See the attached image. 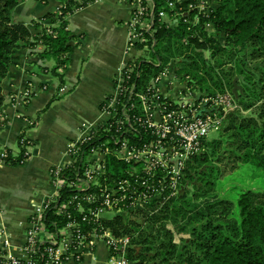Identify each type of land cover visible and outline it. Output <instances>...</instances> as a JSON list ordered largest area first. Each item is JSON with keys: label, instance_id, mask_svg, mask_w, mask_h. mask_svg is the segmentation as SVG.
I'll list each match as a JSON object with an SVG mask.
<instances>
[{"label": "trees", "instance_id": "16d2710c", "mask_svg": "<svg viewBox=\"0 0 264 264\" xmlns=\"http://www.w3.org/2000/svg\"><path fill=\"white\" fill-rule=\"evenodd\" d=\"M24 1L0 0V108L3 82L21 49L43 47L41 56L55 62L52 74L64 84L60 70L68 67L78 45V38L69 30L68 17L101 0H55L59 9L41 19L48 22L45 26L14 21V11ZM152 1L154 35H146L147 44H138L143 54L135 60L129 87L135 84L138 93L145 91L152 79L175 63L197 100L225 93L238 77L244 86L237 102L245 110L262 105L258 116L238 111L228 116L219 138L206 141L204 151L188 164L178 198L131 213L130 218L119 214L105 219L103 225L117 236H133L131 264H264V196L241 190L235 205L217 197L218 183L239 166L252 168L264 178V0H215L209 15H199L196 20L197 13L191 12L174 26L167 25L159 14L165 11L172 15L168 3L175 0ZM197 1L185 0L178 8L187 11L188 5ZM208 25L214 27L213 34L207 31ZM41 27L34 35L31 29ZM28 144L32 145L22 136L19 156L7 149L4 164H20ZM108 161L109 170L101 184L110 187L123 166L112 157ZM72 174L66 173L69 177ZM72 196L71 190L63 194L68 200ZM234 207L237 217L226 221V213L233 214ZM72 213L82 223L79 213ZM48 221L51 230L67 223L53 210ZM84 229L89 226L84 225Z\"/></svg>", "mask_w": 264, "mask_h": 264}, {"label": "built area", "instance_id": "2783aa9c", "mask_svg": "<svg viewBox=\"0 0 264 264\" xmlns=\"http://www.w3.org/2000/svg\"><path fill=\"white\" fill-rule=\"evenodd\" d=\"M184 1L169 2L173 14L162 11L160 19L174 26L191 12L197 13L198 20L212 9L198 0L185 11L178 8ZM131 4L128 62L119 70L115 94L102 104L100 122L82 124L79 138L68 143V164L52 169V194L35 206L19 255L12 253L11 236L0 228V264H82L100 241L109 251L105 264H131L133 236H117L103 221L119 214L130 218L131 213L178 198L188 164L204 151L209 135L219 132L226 116L236 108L227 91L197 100L182 76L187 84L177 98L164 95L161 86L170 81L169 67L152 79L145 91L138 93L135 84L129 87L139 58L135 53L142 52L138 44L149 42L146 35L153 37L155 19L152 0H131ZM64 93L66 89L61 88L60 94ZM23 97L27 102L32 92L26 91ZM7 157V150L0 151V166ZM29 157L27 150L21 163ZM109 157L123 166L110 187L101 184L109 170ZM67 172H73L72 176ZM67 190L73 192L70 200L63 198ZM52 210L67 219L64 226H53V230L48 221ZM72 210L79 213L82 223Z\"/></svg>", "mask_w": 264, "mask_h": 264}, {"label": "crops", "instance_id": "0c3cea01", "mask_svg": "<svg viewBox=\"0 0 264 264\" xmlns=\"http://www.w3.org/2000/svg\"><path fill=\"white\" fill-rule=\"evenodd\" d=\"M105 1L68 17L69 30L78 38V45L70 55L68 67L60 70L63 85L52 74L55 62L52 60V65L50 59L41 56L44 51L41 46L17 51L3 82L0 151L10 149L17 157L22 136L32 143L26 149L30 157L23 164L0 166V228L11 236L14 255H19V248L25 243L27 224L35 206L52 194V169L68 164L67 145L79 138L82 124L100 122L101 106L115 94L119 70L128 62L131 0ZM59 5L55 0H25L15 9L13 19L27 26L33 21L45 26L48 22L41 19L56 13ZM41 29L31 30L37 35ZM207 31L215 32L212 25L207 26ZM135 54L140 57L143 52ZM169 69L170 81L161 89L164 95L176 99L187 83L182 81L175 63ZM61 88L66 93L60 94ZM26 91L32 92L27 102L23 97ZM108 257L109 251L100 241L94 254L82 264L89 259L105 264Z\"/></svg>", "mask_w": 264, "mask_h": 264}, {"label": "rangeland", "instance_id": "374dc122", "mask_svg": "<svg viewBox=\"0 0 264 264\" xmlns=\"http://www.w3.org/2000/svg\"><path fill=\"white\" fill-rule=\"evenodd\" d=\"M108 1L110 2V1H115V0H106L105 2L108 3ZM203 1L208 6H210L212 8L215 7V5H216L215 0H203ZM113 32L117 33L118 31L116 29H113ZM221 42L223 43L224 41L221 39ZM253 63L258 64V63H260V61H254ZM53 64H54V62L52 61V65ZM258 75H259V73H258ZM236 78H238V77H236ZM235 79L233 80L232 89L230 87H227V92L230 93L234 97V100L236 99V97L233 94ZM237 84L240 88L238 90L239 97H240V95L243 94L244 82H243V80L240 81V79L238 78ZM238 99H236V101H235L236 108L234 110H232L231 112H229V114L226 116L224 123L222 125V128L226 126L228 116L234 111H238L242 115H245L248 117L259 115L258 111H259L260 105H262V102L259 103V105L255 106L254 108H250L248 110H245L244 107L242 105H240L239 102H237ZM219 136H220V132L219 133L218 132L212 133L211 135H209V139L219 138ZM191 189H193V188H191ZM241 190L242 191L243 190L244 191H252L255 193L262 194L264 196V178L261 176V173H257L256 171L252 170V168H249L246 166H239L233 172H228L225 175V177L223 179H221V181L218 183L217 197L219 200L228 201V202L232 203L233 205H235L237 202V193ZM190 191H192V190H190ZM190 196H191V194H189V197ZM235 210L236 209L234 207L233 214H231V215L226 213V221L237 217ZM169 227L172 228L170 225H169ZM179 237L180 236H178V238ZM85 264H96V263L93 260L89 259Z\"/></svg>", "mask_w": 264, "mask_h": 264}, {"label": "water", "instance_id": "95a60500", "mask_svg": "<svg viewBox=\"0 0 264 264\" xmlns=\"http://www.w3.org/2000/svg\"><path fill=\"white\" fill-rule=\"evenodd\" d=\"M237 82H238V78H236L235 81H234V89H233V94L236 97V99L239 98L238 90L240 89L238 84H237Z\"/></svg>", "mask_w": 264, "mask_h": 264}]
</instances>
